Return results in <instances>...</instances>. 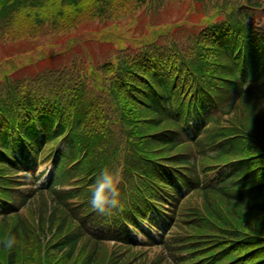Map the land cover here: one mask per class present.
<instances>
[{
    "label": "trees",
    "instance_id": "1",
    "mask_svg": "<svg viewBox=\"0 0 264 264\" xmlns=\"http://www.w3.org/2000/svg\"><path fill=\"white\" fill-rule=\"evenodd\" d=\"M171 1L0 0V42L23 51L0 61V264H264V0L156 22ZM145 11L136 35L98 30L97 61L41 49ZM105 167L123 180L101 215Z\"/></svg>",
    "mask_w": 264,
    "mask_h": 264
},
{
    "label": "rangeland",
    "instance_id": "2",
    "mask_svg": "<svg viewBox=\"0 0 264 264\" xmlns=\"http://www.w3.org/2000/svg\"><path fill=\"white\" fill-rule=\"evenodd\" d=\"M187 2L188 0H184V1H171L163 10L160 11V13L158 14V16L154 17V20L158 23H174L176 22L178 19L182 18L185 16V9L187 8ZM165 10V11H164ZM135 20H136V25H134V28L131 26H128L129 23H131V19H125V20H117L115 23L112 24H102L99 22H94V23H90L88 25H86L83 29H78V30H74L70 33L64 34L62 35V37H59L57 47L54 46L52 48V46L48 45L46 47V44H42L41 49L43 50H55V51H60L62 49V46L64 45V42L68 41V39H74L76 40L75 42V47L74 49L79 50L78 52L80 54H82V58L84 59V61H97L98 60V56L99 54H101V52H107L110 51V48L108 46H105L100 42L101 40L97 39V32L98 30H102V28L107 25L109 26L110 29L112 30H126V27L128 28V30L130 31V35H136L138 32V28L146 26V24H148L150 21L152 22V19L149 17V15L145 12L143 13H138L135 16ZM150 24V23H149ZM262 26H264V17H262ZM137 26V28H136ZM146 28V27H145ZM144 28V29H145ZM45 42V41H43ZM61 42V43H59ZM102 43V44H100ZM54 44V45H56ZM66 44V43H65ZM111 46V45H110ZM13 45L11 44H2L0 42V61H2L3 59H5L8 55H10L13 52ZM112 50V49H111ZM49 51V50H48ZM14 55L13 57H17V54H21L23 53V51H19L16 50L13 52ZM29 56H33V58L35 59V57L38 55V52H28L26 53ZM84 55V56H83ZM97 55V56H95ZM25 56V55H23ZM95 57V58H94ZM33 59V60H34ZM38 62V61H37ZM35 62V64H37V66L42 65L41 63H37ZM46 62H50V60H47ZM25 70L28 71H32V67H28ZM40 171L43 172L39 183L40 184H45V185H49L54 178V166L53 164L48 163L46 165H43L40 167ZM154 234V233H152ZM137 236H140V234L138 233ZM155 237V236H154ZM49 239L48 237L45 238V240Z\"/></svg>",
    "mask_w": 264,
    "mask_h": 264
},
{
    "label": "clouds",
    "instance_id": "3",
    "mask_svg": "<svg viewBox=\"0 0 264 264\" xmlns=\"http://www.w3.org/2000/svg\"><path fill=\"white\" fill-rule=\"evenodd\" d=\"M123 180L119 169L110 170L103 168L96 177L91 188V198L89 204L92 209L101 215L110 214L111 210L119 206L120 189L119 185ZM16 237L8 234L5 238H0V244L5 249L11 250L16 245Z\"/></svg>",
    "mask_w": 264,
    "mask_h": 264
}]
</instances>
